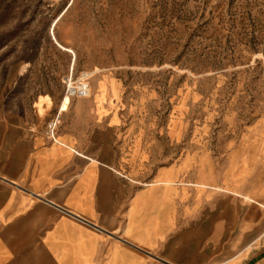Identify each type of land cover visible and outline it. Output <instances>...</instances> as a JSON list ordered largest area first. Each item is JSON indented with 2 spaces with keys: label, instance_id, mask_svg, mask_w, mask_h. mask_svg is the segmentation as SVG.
I'll return each mask as SVG.
<instances>
[{
  "label": "crops",
  "instance_id": "crops-1",
  "mask_svg": "<svg viewBox=\"0 0 264 264\" xmlns=\"http://www.w3.org/2000/svg\"><path fill=\"white\" fill-rule=\"evenodd\" d=\"M101 78L73 119H59L72 101L62 96L54 139L44 96L36 120L0 100V264H264V212L252 205L264 181L246 185L250 155L189 142L176 121L156 153L122 84Z\"/></svg>",
  "mask_w": 264,
  "mask_h": 264
},
{
  "label": "rangeland",
  "instance_id": "rangeland-1",
  "mask_svg": "<svg viewBox=\"0 0 264 264\" xmlns=\"http://www.w3.org/2000/svg\"><path fill=\"white\" fill-rule=\"evenodd\" d=\"M83 72L91 97L71 98L60 120L93 105L109 76L121 103L136 105V135L158 137L156 153L176 121L189 142L207 137L222 156L250 155L246 185L264 181V0H0L1 102L26 105L36 120L44 96L37 106L52 102L43 116L52 122L65 76Z\"/></svg>",
  "mask_w": 264,
  "mask_h": 264
},
{
  "label": "built area",
  "instance_id": "built-area-1",
  "mask_svg": "<svg viewBox=\"0 0 264 264\" xmlns=\"http://www.w3.org/2000/svg\"><path fill=\"white\" fill-rule=\"evenodd\" d=\"M92 77V74L89 72H83L80 74V76L76 79H72V75L65 76V79L63 80V83L66 86V94L70 98H86L88 97V90L90 89V78ZM84 83V84H82ZM55 124L49 123L47 134L48 137L51 139H54L55 134Z\"/></svg>",
  "mask_w": 264,
  "mask_h": 264
}]
</instances>
